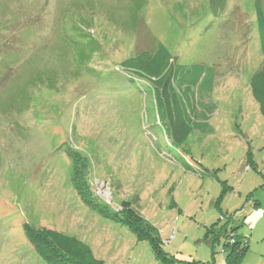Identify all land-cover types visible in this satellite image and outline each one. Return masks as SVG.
<instances>
[{
    "label": "rangeland",
    "instance_id": "1",
    "mask_svg": "<svg viewBox=\"0 0 264 264\" xmlns=\"http://www.w3.org/2000/svg\"><path fill=\"white\" fill-rule=\"evenodd\" d=\"M159 44L173 56L161 105L122 65ZM263 62L256 0H0V264H46L27 223L77 236L106 264H228V238L207 234L218 223L248 240L241 264H264L251 83ZM198 67L210 89L192 85ZM188 95L208 112L183 110L194 129L179 143ZM72 151L94 206L74 186ZM125 201L171 260L122 221Z\"/></svg>",
    "mask_w": 264,
    "mask_h": 264
},
{
    "label": "trees",
    "instance_id": "2",
    "mask_svg": "<svg viewBox=\"0 0 264 264\" xmlns=\"http://www.w3.org/2000/svg\"><path fill=\"white\" fill-rule=\"evenodd\" d=\"M256 9L262 50L264 53V5L261 0H256ZM172 58L173 56L167 48L159 44L156 50L140 52L125 60L122 65L125 69L132 71L135 75L148 83L156 96V101L161 105L164 99L169 101L168 97L165 96L170 95L168 88L173 78L171 69ZM191 80L194 86L199 85L202 80L201 85L210 89L213 86L214 75L212 73H207L204 76V70L198 67ZM251 83L253 94L261 103V109L264 112V62L253 75ZM194 96L195 95H192L193 98H191V95H188L187 103H183L184 105L178 98L176 99L177 105L182 107V117H179L180 124L177 125L176 128L174 126L173 129L174 137L179 143H182L194 129L192 123L193 119L190 116L187 118L183 110L189 111L190 115L194 114L196 118H199V116L203 114L206 115L205 112H208L207 107L209 103L205 100L198 101ZM167 105L171 107L169 102ZM209 112H213V110ZM196 123L199 124V122ZM206 124H208L207 121ZM74 151H72L74 186L78 194L83 197L89 205L94 206L95 204L92 201H88L92 190L86 180L87 163L83 160L81 154ZM117 214L123 215L122 221L128 223L133 230L142 233L143 236L146 235L150 237L154 245V252L158 258L171 260V258L166 256L162 251L159 238L152 235L146 225L145 219L132 207L131 202H123ZM217 224L218 223H214L209 228L207 234H212L214 240L217 241H220L223 236L227 237L228 240L225 242V247L229 250L226 257L227 263L241 264L243 257L249 249L248 240L238 234H234V228L231 227L228 229L227 225L223 228H218ZM25 230L33 247L45 260L46 264H106L103 260L96 258L91 248L77 236L67 235L51 228H38L29 223L25 224Z\"/></svg>",
    "mask_w": 264,
    "mask_h": 264
}]
</instances>
